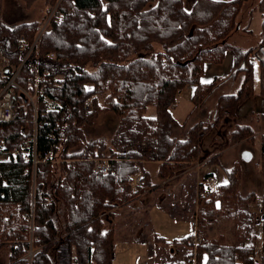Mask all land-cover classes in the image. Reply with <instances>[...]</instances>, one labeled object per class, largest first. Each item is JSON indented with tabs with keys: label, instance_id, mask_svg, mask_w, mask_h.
Wrapping results in <instances>:
<instances>
[{
	"label": "trees",
	"instance_id": "trees-1",
	"mask_svg": "<svg viewBox=\"0 0 264 264\" xmlns=\"http://www.w3.org/2000/svg\"><path fill=\"white\" fill-rule=\"evenodd\" d=\"M43 1L52 13L43 30L39 22L6 25L0 14V87L18 70L14 82L25 93L13 90V121L0 123L4 150L20 152L16 159L0 161V248L9 246L10 264L26 263L30 242L39 248L32 264H52L49 251L56 244L64 246L67 264H111L113 213L140 193L158 188L149 184L132 192L131 178L143 170V163H159L160 182L183 172L198 158L203 137L252 96L253 50L225 42L246 0H195L190 10L183 0ZM257 10L264 52V0ZM40 31L38 45L29 51ZM226 52L233 57L229 75L202 84L204 64H221ZM31 65L47 73L36 94ZM239 76L237 91L220 96L205 122L188 127L182 140L171 135L178 92L195 87L192 114L222 83ZM259 83L264 96V61ZM27 96H34L32 103ZM88 102L91 110L85 107ZM149 108L154 109L153 117L146 116ZM106 114L118 120L114 134L109 142L92 139L88 128ZM34 131L38 153L51 151L57 164L40 162L33 169L23 161L21 152ZM252 138L246 126H238L231 135L233 143ZM136 143H145V149L129 150ZM260 155L264 175V134ZM106 160L107 171L101 174L96 168ZM67 161H74V167ZM224 171L228 182L213 195L199 196L201 241L195 264H264L255 258L256 245L243 234L255 195H241L239 165ZM200 189L202 193L201 185ZM222 211L242 231L239 244H227L221 234L209 238L207 231ZM261 224L264 251L263 218ZM191 237L172 244L188 246ZM191 258L189 250L180 262L154 264H191Z\"/></svg>",
	"mask_w": 264,
	"mask_h": 264
},
{
	"label": "rangeland",
	"instance_id": "rangeland-1",
	"mask_svg": "<svg viewBox=\"0 0 264 264\" xmlns=\"http://www.w3.org/2000/svg\"><path fill=\"white\" fill-rule=\"evenodd\" d=\"M259 1L246 0L243 2L236 19L235 29L225 41L231 46L239 47L242 50H253L252 57L255 59V64L253 68L252 96L238 105L234 116L222 118L218 125L203 137L200 143L199 156L196 161L186 168H190V170L182 180L174 181L169 185L160 184V187L151 191L145 202L140 204V208L143 210L140 215L139 213L135 215L128 213L119 217L118 212L114 213V218L111 217V224L116 230V235L114 236V259L111 264H154L157 262L177 263L182 261L189 253L188 247L183 244H172V242L189 236L194 230V228L192 229V222H195V229L201 237V230L197 228V213L202 205L199 196H202L203 192L201 193V189L197 186L199 187L203 176L207 173L213 174L212 179L215 188L226 184L228 178L224 170L235 165H239L240 168L239 191L241 195L246 196L250 193L255 195V202L248 208L244 219V225L247 226V229L243 230V234H247L249 241L256 245L257 250H260L262 241L261 219L264 215V207H262L264 175L260 167V137L264 134V110L259 108L261 104L255 100V95H260L264 101L259 83V65L261 61H264V52L260 51L261 16L257 10ZM194 2L195 0H183L184 7L187 10L191 9ZM0 14L6 25L31 22L44 23L45 25L52 13H48V6L43 0H36L31 3L25 0H0ZM40 34L41 31L36 36L39 40ZM0 60L3 61L1 56ZM226 62L224 61V65ZM240 81L241 76L237 81H231L233 83H222L209 98L198 106L194 113L201 109V120L199 122H205L208 119V112L214 110L220 96L234 94ZM235 84H237V87ZM189 94V91L185 93L186 100H189ZM185 109L187 110V104L185 101H181L177 113L173 117L175 124L172 127L171 135L179 140L185 138L188 126L195 125V122L192 123V121L197 116V114L187 115ZM146 116L153 117L154 109L149 108ZM184 122H186V127L182 129L181 126ZM117 126V118L112 114H106L98 117L87 132H90L92 139L104 138L109 142ZM238 126H246L251 129L253 138L233 143L231 135ZM3 149L4 145L0 144V161L7 158ZM246 154L249 155L248 161L243 160V156ZM197 164L201 167L197 168ZM140 186L146 185L141 184ZM192 195H194L193 202L187 203L185 198L191 199ZM179 205L182 208H179ZM187 205L190 206V209L186 207ZM176 207L180 211L181 218L178 216L179 211L172 216L168 212L171 209L173 213ZM183 209L184 212L189 210V213H183ZM126 215L129 216L126 217ZM196 216L197 218H195ZM214 218L213 225L207 231L209 238L212 239L221 234L225 236L227 244H239V235L242 231H237L235 222L224 211L218 213L217 217ZM129 220L134 221L130 226L131 228H125L128 231H119L120 223ZM108 221L106 220V223Z\"/></svg>",
	"mask_w": 264,
	"mask_h": 264
},
{
	"label": "crops",
	"instance_id": "crops-1",
	"mask_svg": "<svg viewBox=\"0 0 264 264\" xmlns=\"http://www.w3.org/2000/svg\"><path fill=\"white\" fill-rule=\"evenodd\" d=\"M260 51H262V49H260ZM262 54H263V52H262ZM251 58H252V63H253V68H254L255 59L252 57V54H251ZM224 61H227L225 63V65H224ZM224 61L221 64H214V63H211V62L205 63L204 66H203V72H202V75H201V78H200V82L202 84H209V83H212V82H214V81H216L218 79H222V78L227 77L229 75L231 69H232V66H233V57H232L230 52H226L225 53ZM231 81H233V80H229L228 79L225 83H233ZM235 86L237 87V84H235ZM194 88H195L194 86H189V87L185 88L184 90L180 91V95L177 96V102H176V105H175L174 109L172 110V112H173V117H174L175 113H177V110H178V108L180 106L181 101H185L186 104H187V110L185 109V113H187V115L197 114L196 119L195 120L193 119V121H192V123L195 122L194 124H197L201 120V118H200L201 117V109H198L196 113L192 112V114H190L191 111H192V108H193V105H192V102H191V98H192V95H193V92H194ZM187 91H189V93H190L189 96H188L189 100H186L185 93ZM255 100L257 102L259 101V103L261 104V106L258 105L259 108L261 110L262 109L264 110V101L262 100L260 95H257V96L255 95ZM211 112L212 111H209L208 112L209 115L208 114L207 115L210 116ZM184 123L186 124V122H184ZM188 127H190V126H188ZM181 128L184 129L185 127H183V125H182ZM199 167H201V166H198L197 168H199ZM158 170H159V163H152V162L143 163V170H141L139 173H137L135 176H133L131 178V180H132V182H131L132 192H136L138 189H141L143 187V186H140L141 184H144L146 186L148 184L157 185L156 187H160L163 184L169 185V184H171L174 181L182 180V178L188 173L190 168L186 169L183 172H180V173L176 174L172 178H168L167 180H165L163 182H159V179L157 177ZM145 175H146V178H145ZM212 175H213L212 173H207V174H205L203 176V179H205V178H211L212 179ZM155 179L157 180L156 182H155ZM149 180H150V182H149ZM223 185H225V184H223ZM156 189H154V190H156ZM154 190H152V191H154ZM150 192L151 191L148 190V191H144V192L140 193L137 196V198H135V200L131 201L127 205L119 207L118 209L115 210V212L119 213V217H122V216H124L125 214H128V213L130 215H131V213L133 215L139 213V215H140L142 213V211H143L140 208V204H141V202H145V200L147 199V196H148V194ZM193 198H194V195L191 196V199H187V197L185 199L187 200L186 202L188 203V202H193ZM136 202H137V205H136ZM214 206H215V203H214ZM186 207L188 209H190L189 205H187ZM179 208H182V206L179 205ZM177 211H179L178 207L175 208V211L173 213L171 212V209L168 210V212L171 213V216L174 215ZM114 213H113V218H114ZM183 213H187L188 214L189 210L184 212V209H183ZM127 216H129V215H126V217ZM178 216H180V218H181L180 211L178 212ZM125 220H128V219H125ZM133 222H131L130 220L126 221V222H121L120 223L121 227L119 228V231H121V232H124L126 230L128 231V229H125V228H131L130 226L133 224ZM188 222H190V221H188ZM194 223L195 222H192V224H191L192 225V229L195 227ZM124 225H126V226H124ZM114 231H115V233H114V236H115L116 235L115 228H114ZM193 231H192V233H193ZM192 233L190 235H192ZM63 240H64V238H62V241ZM160 240H162V238H160ZM33 248L36 250V253H38L39 248H37V247L36 248L33 247ZM10 252H11V250H10L9 246H7L5 248H0V264H10L9 263ZM260 252H262V249L260 248V250L259 249L257 250V247H256L255 248V253L258 255V254H260ZM49 257L52 260V264H67V262H66V260H67L66 250H65L63 245L56 244V246L53 247L49 251Z\"/></svg>",
	"mask_w": 264,
	"mask_h": 264
},
{
	"label": "built area",
	"instance_id": "built-area-1",
	"mask_svg": "<svg viewBox=\"0 0 264 264\" xmlns=\"http://www.w3.org/2000/svg\"><path fill=\"white\" fill-rule=\"evenodd\" d=\"M38 43H39V38L37 37L35 39L33 45L31 46V48L29 49V51H31L32 48L37 46ZM24 48H27V47L25 46ZM50 56L53 57L52 55H50ZM23 62H25V61H23ZM29 71H30V80L34 84V89H35V94H36L38 87L44 82V77L47 75V73L44 72L43 74H41L39 72V70L33 65L30 66ZM2 72H3V61L0 60V79L2 76ZM17 74H18V70L14 73V76L12 78L5 81L3 87H0V123L12 122V119H13L12 92H13V90L18 89L22 93H24L19 87H17L15 85L14 79L17 76ZM177 95H180V92H178ZM27 97H28L29 101L32 103L34 96H27ZM85 107L87 110H91V103L86 104ZM34 123L36 124L35 121H34ZM25 144H26V148H25V150H22V152H21L22 159L24 162H28V163L30 162L32 164L33 168L39 162H47V161H49V162L51 161L53 163L59 162L58 159L53 158L51 151H48V152H45L42 154L38 153L37 146H36V131L33 132L32 137H30L26 140ZM145 147H146L145 143H136L133 147L129 148V150L141 151V150L145 149ZM3 152L7 157V158H5V160L16 159L20 155L19 154L20 152L17 149H14L11 151H7V150L3 149ZM115 160H116V156H113L111 158V161H115ZM107 163H108V161H104V162L99 163L96 170L101 174H105L107 171ZM66 164L68 167H74L75 162L74 161H67ZM198 166H199V164H197V167ZM199 185H201L203 187L202 196H204V197L213 195L217 190V188L214 187V181L211 178L203 179ZM197 188H200V186L199 187L197 186ZM219 206H220L219 202H215V208H219ZM197 216H198V214H197ZM197 216L195 218H197ZM262 218L264 219V215L262 216ZM195 228H196V225L194 227V231L191 235L192 237L190 238V240L188 242V246H187L188 249L190 250V253L192 254V258L190 260L191 264L196 263V260H195L196 248H197V245L201 241V237L198 235V232ZM35 253H36V250L33 248V245L30 242V247L24 256V258L26 259L25 264H32V258L35 255ZM255 258L258 261H260L261 259L264 260V251L260 252V254H258V255L255 253Z\"/></svg>",
	"mask_w": 264,
	"mask_h": 264
},
{
	"label": "water",
	"instance_id": "water-1",
	"mask_svg": "<svg viewBox=\"0 0 264 264\" xmlns=\"http://www.w3.org/2000/svg\"><path fill=\"white\" fill-rule=\"evenodd\" d=\"M45 25H46V24H45ZM45 25H44V26H45ZM44 26H43V27H44ZM243 160H244V161H248V160H249V155H248V154L244 155V156H243Z\"/></svg>",
	"mask_w": 264,
	"mask_h": 264
},
{
	"label": "bare ground",
	"instance_id": "bare-ground-1",
	"mask_svg": "<svg viewBox=\"0 0 264 264\" xmlns=\"http://www.w3.org/2000/svg\"><path fill=\"white\" fill-rule=\"evenodd\" d=\"M12 114H13V110H12ZM12 121H13V119H12Z\"/></svg>",
	"mask_w": 264,
	"mask_h": 264
}]
</instances>
